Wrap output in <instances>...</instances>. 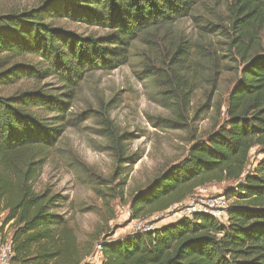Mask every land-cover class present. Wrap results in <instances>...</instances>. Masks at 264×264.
Here are the masks:
<instances>
[{
    "label": "trees",
    "instance_id": "16d2710c",
    "mask_svg": "<svg viewBox=\"0 0 264 264\" xmlns=\"http://www.w3.org/2000/svg\"><path fill=\"white\" fill-rule=\"evenodd\" d=\"M213 1L215 7L225 5L227 22L209 20L203 29L227 45L222 59L241 65L226 122L137 192L130 212L135 220L168 212L199 188L231 181L224 192L232 200L227 220L195 214L116 241L105 239L102 264H264V0H46L0 16V238H6V228L12 230L15 263L84 264L93 256L98 239L80 242L58 213L64 199L36 189L63 135L76 126L69 112L79 88L97 72L127 65L135 70L138 43H147L146 35L170 34L179 22L200 18V8ZM62 19L105 34L77 35L58 26ZM164 49H152L137 77L169 94L163 105L176 113L172 123L180 129L202 80L194 69L188 72L192 47L185 35ZM208 62L210 70L219 69L215 57ZM50 78L59 89L42 85ZM21 82L32 87L6 93ZM208 83L206 111L213 108L216 77ZM256 147L262 158L251 165ZM124 155L118 151V161L132 159ZM125 187L120 182L114 191L123 196Z\"/></svg>",
    "mask_w": 264,
    "mask_h": 264
},
{
    "label": "rangeland",
    "instance_id": "374dc122",
    "mask_svg": "<svg viewBox=\"0 0 264 264\" xmlns=\"http://www.w3.org/2000/svg\"><path fill=\"white\" fill-rule=\"evenodd\" d=\"M46 0H0V16L37 8ZM200 18H187L175 25L170 34L164 30L146 35L147 43H138L133 67L124 66L110 73L97 72L88 77L78 91V97L69 112L76 126L67 129L54 155L45 165L36 189H48L60 196L63 203L58 213L67 218L76 230L81 243L95 240L116 241L145 229H154L178 220L173 208L148 218L131 216V201L162 171L182 161L193 143L205 141L226 122L229 94L239 80L241 65L238 61L222 59V49L215 35L207 34L202 23L227 22L226 7H215L214 1L203 5L197 12ZM215 17L213 20L212 18ZM59 27L77 35L101 36L105 31L66 19L57 22ZM190 40L192 54L186 62L201 78L200 89L195 93L189 109L181 122L186 126L176 129L172 121L178 117L163 105L168 93L154 87L150 81H140L141 63L149 64L147 55L174 43L179 35ZM220 43V44H219ZM213 56L219 69L210 70L208 57ZM27 62L37 64L34 58ZM166 68L167 65L165 64ZM216 77L213 108L203 109L211 89L208 79ZM43 86L59 89L55 79H47ZM32 87L31 82H21L6 91L7 94ZM206 111V112H205ZM85 114V116H82ZM168 120V121H167ZM113 135L110 140L109 136ZM194 139V140H193ZM260 148L250 154V164L260 160ZM118 151L125 153L127 161H118ZM120 178H114L116 173ZM125 182L123 196L114 187ZM231 181L209 184L199 188L185 203L193 199L224 196ZM112 190V191H111ZM12 230L6 228L4 237L10 238ZM95 243V245H96Z\"/></svg>",
    "mask_w": 264,
    "mask_h": 264
},
{
    "label": "built area",
    "instance_id": "2783aa9c",
    "mask_svg": "<svg viewBox=\"0 0 264 264\" xmlns=\"http://www.w3.org/2000/svg\"><path fill=\"white\" fill-rule=\"evenodd\" d=\"M232 204V200L225 196L209 199H193L189 203H183L175 206L173 216L181 218H191L195 214H206L212 216L219 222L227 220V212ZM149 230L145 229L144 231ZM97 256H102V245L97 244L95 252L89 262H92ZM0 264H17L14 262L13 245L10 238H0Z\"/></svg>",
    "mask_w": 264,
    "mask_h": 264
},
{
    "label": "crops",
    "instance_id": "0c3cea01",
    "mask_svg": "<svg viewBox=\"0 0 264 264\" xmlns=\"http://www.w3.org/2000/svg\"><path fill=\"white\" fill-rule=\"evenodd\" d=\"M169 223V222H168ZM167 224V223H166ZM91 258V257H90ZM89 258L85 261L84 264H102V261H103V256H97L96 259H94L92 262H89L88 261Z\"/></svg>",
    "mask_w": 264,
    "mask_h": 264
}]
</instances>
